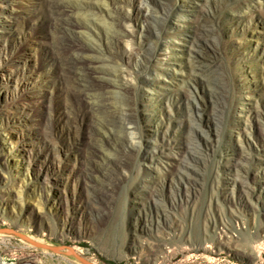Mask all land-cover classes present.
I'll return each mask as SVG.
<instances>
[{"label": "rangeland", "instance_id": "374dc122", "mask_svg": "<svg viewBox=\"0 0 264 264\" xmlns=\"http://www.w3.org/2000/svg\"><path fill=\"white\" fill-rule=\"evenodd\" d=\"M123 12L130 46L158 52L133 56L129 140L143 153L172 140L187 173L132 158L96 203L52 85L46 0H0V229L13 231L0 233V264H264V0H133ZM106 27L88 31L111 57Z\"/></svg>", "mask_w": 264, "mask_h": 264}, {"label": "bare ground", "instance_id": "6f19581e", "mask_svg": "<svg viewBox=\"0 0 264 264\" xmlns=\"http://www.w3.org/2000/svg\"><path fill=\"white\" fill-rule=\"evenodd\" d=\"M132 1L111 0L110 5H101L93 0H46L51 21L45 37L48 36L51 41L47 50L49 62L55 69L50 75L53 76L52 85L58 83V93L64 100L63 115L73 128V145L77 144L74 147L76 160L81 165L83 178L96 203L109 195V188L114 187L113 182L116 181L115 174L132 158L144 159L157 155L163 170L172 173L173 168L170 170V167H174L180 179L182 174L187 173L189 165L186 154L179 158L171 157L170 150L176 146L172 140L164 139L161 145H153L152 151L143 153L136 149L126 132V128L135 123L134 111L130 106H123L120 98L134 99L135 89H132L129 80L133 56L143 54L146 58V55L153 57L158 54L156 49H148L140 44L135 48L130 46L134 35L130 16L123 12V4H131ZM102 13L107 19L101 17ZM2 14L16 20L21 17L12 7L6 8ZM100 23L108 26L106 34L115 39L118 52L111 57L101 54L99 46L90 38L92 34L88 26ZM15 29L13 25L2 30V33L9 37ZM204 37L203 30L194 29L188 40L193 51L197 52V48L201 47ZM123 42L127 47L124 48ZM164 45L167 50L173 46L170 40ZM169 59L170 54H165V61ZM198 68L202 72L200 66ZM81 131L85 133L80 134ZM111 151L114 154L109 155ZM142 184V187H148V183ZM262 246L264 249V242ZM260 249L255 250L254 259L260 258ZM71 251L73 254H83L81 249L75 247ZM92 262L97 264L96 260Z\"/></svg>", "mask_w": 264, "mask_h": 264}, {"label": "water", "instance_id": "95a60500", "mask_svg": "<svg viewBox=\"0 0 264 264\" xmlns=\"http://www.w3.org/2000/svg\"><path fill=\"white\" fill-rule=\"evenodd\" d=\"M0 233H13V231H11V230H9V229H0ZM23 238H24V237H23ZM24 239L27 240L28 242H30L32 245L38 247V248L47 249V250H49V251H51V252H58V251H60V249H61L60 247H50V246H46V245H43V244H40V243H36V242L31 241V240H29V239H27V238H24ZM70 252L72 253V251H70ZM72 254H73V253H72ZM73 255H74V254H73ZM77 259H78L79 261H81L82 263H84V264H91V263L85 261V260L82 259V258L77 257Z\"/></svg>", "mask_w": 264, "mask_h": 264}]
</instances>
